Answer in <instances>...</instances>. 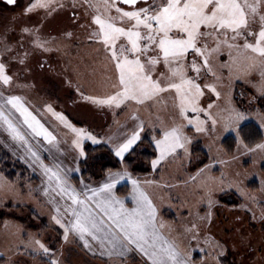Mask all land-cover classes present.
I'll list each match as a JSON object with an SVG mask.
<instances>
[{
	"label": "snow or ice",
	"instance_id": "6c2138e0",
	"mask_svg": "<svg viewBox=\"0 0 264 264\" xmlns=\"http://www.w3.org/2000/svg\"><path fill=\"white\" fill-rule=\"evenodd\" d=\"M5 3L16 5L17 0ZM21 16L30 24L20 27L15 47L4 37L0 55V145L18 152V160L39 172L40 185L29 188V195L37 193L49 208L59 247L19 227L16 253L39 257L42 264H72L74 251L101 264H193L183 239L185 234L199 238L202 224L212 223L216 201L209 183L214 181L204 177L215 161L183 181L192 182L193 197L206 202L208 211L190 210L192 219L181 231L163 219L162 202L149 191L173 185L133 176L129 157L149 131L156 153L152 170L169 161H181L183 167L193 143L186 130L207 134L218 125L234 132L238 147L264 153V141L250 146L241 137L245 112L232 96L235 82L243 81L254 89L249 105L264 100V0H29ZM73 44L88 52L71 68L75 79L66 78V83L76 93L73 103L86 114L111 115L118 130L113 133L110 126L106 139L77 126L51 103L38 108L27 95L13 91L34 88L17 82L14 64L30 72L31 56L67 53ZM46 64V59L38 61L42 70ZM165 112L168 119L161 115ZM42 113L49 114L48 121ZM57 128L65 130L63 136ZM85 141L107 147L121 167L108 169L95 183L81 177L74 184L73 174L81 171L79 158L87 159ZM68 152L74 153L71 165L66 163ZM121 183L130 186L126 195L119 194ZM228 186L241 190L238 180ZM0 189L8 186L0 183ZM242 195L241 208L255 219L257 198ZM259 220L264 223V207ZM205 239L211 249L205 255L222 264L225 245ZM8 264L28 261L9 257Z\"/></svg>",
	"mask_w": 264,
	"mask_h": 264
},
{
	"label": "rangeland",
	"instance_id": "374dc122",
	"mask_svg": "<svg viewBox=\"0 0 264 264\" xmlns=\"http://www.w3.org/2000/svg\"><path fill=\"white\" fill-rule=\"evenodd\" d=\"M28 2L29 0H17L16 5L10 6L0 0V55H4L2 52L4 37L7 36L8 42L15 47L20 35V27L30 24L28 18L21 16V12ZM66 15H70V13ZM35 19L36 17H32L33 21ZM78 34L81 36V39L84 38L83 32H79ZM77 43H80V41H77ZM87 52V49H79L73 44L67 53L61 52L44 56L39 54L31 56L29 58L30 72L21 70L20 65L14 64L13 70L18 72L17 82L20 85H34V88L16 87L13 91L16 94L27 95L33 105L38 108L45 103H51L57 111H62L77 126L87 127L94 134H98L100 137L106 139L110 126L111 132L114 133L118 130L113 125L111 115L86 114L80 104L73 103L77 99L76 93L66 83V78L75 79L71 68L75 66L81 56L86 57ZM45 59L48 61V64L42 70L38 67V61ZM65 68H68L69 71L65 72ZM237 91L238 102L235 97ZM253 92L254 89L243 81H236L232 91L233 103L237 108L245 112L246 118L241 121L242 125L248 122H255L264 133V127H261V123L264 121V113L260 110V104L264 105V100H253L252 104L249 105ZM241 93L244 95L242 96ZM161 115L165 119L169 118L167 112L161 113ZM41 118L48 121L49 114L42 113ZM119 119L123 122L125 116L122 115ZM52 123L53 127H55V123ZM56 130L63 136L65 130L59 128ZM186 131L189 136L193 137V143L190 145L191 153L194 143L200 141L209 153L210 161H215L211 171L206 170V176L204 177L206 179L210 176L214 181V183H209V187L213 189V198L216 201L211 209L212 223L210 225L202 224L201 236L199 238H189V235L185 234L183 239L184 246L188 249L193 264H205V261H208V264H214V261H211L210 257L205 255L206 252L211 251L205 238H207V241H220L225 245V254L219 257L222 264H264V223L259 220L261 208L264 207V191H262V188H264V175L261 170L264 167V153L259 151L248 152L243 147H238L237 145L234 155H227L221 143L227 136H235V134L231 130H225L222 125H218L214 132L207 134L196 133L191 128ZM142 135L143 137L148 136L151 139L149 131H146ZM85 143L96 146L91 141H85L83 144L84 149ZM61 147L67 149V145H61ZM2 151L6 152L13 161L22 163L29 170V173L25 178H17L15 182H10L0 169V183L8 186L7 191L0 189V209L7 205L13 207L23 205L18 212L14 210L7 212L6 214L11 219L8 218L7 221L5 220L0 225V258L5 259L4 264H8L9 257L14 260H26L28 264H42L39 257L34 259L27 253L21 256L15 251V244L21 238L18 232L19 227H23L26 234L30 233L40 238L50 247H59V237L50 221L49 208L42 202V198L41 200L37 199V193L33 192L32 195H29V188L35 189L40 185V174L38 171L32 172L24 162L18 160V152L14 154L8 147L0 145V152ZM73 155L74 153L68 152L66 163L71 165ZM105 158L104 155H87L86 160L82 157L79 159L80 161H86L89 168L95 170L98 166H101ZM199 162V158H195L191 154L190 159L182 161L183 167H180L181 161H169L158 170L159 174L156 171L142 176H135L133 174V176L141 180L155 179L161 185H173V187L167 188L162 186L149 187V191L154 194L157 203L162 202L161 211L163 219L172 223L178 229H181V231L182 225L192 219V216L189 215L190 210L193 213L199 211L201 215H204L208 211L206 202L200 203L199 197H193L192 182L189 181L188 185L183 183L184 180L188 179L190 174H196L200 168ZM78 166L82 170L80 163ZM194 168L196 169L194 170ZM80 172L74 173V175L80 176ZM237 173L240 174L238 177L236 176ZM104 175L93 174L91 177L83 179H90L92 183H95L96 180ZM33 178L36 182L32 180ZM201 179L198 178L197 183H200ZM231 180H238L242 191L237 190L236 187H229L228 183ZM252 182H256L259 185L258 191L252 192L249 190L248 186ZM123 185L126 184L121 183L118 187ZM228 192L237 193L241 197L242 203L232 206L221 204L219 202L221 195ZM242 192H246L257 198V202L253 205L256 213L255 219L251 212L241 208V205L245 203ZM27 206L33 210L32 216L27 210ZM166 213H173L174 217L169 218L166 216ZM15 218L18 221H15ZM71 261L72 264H101L98 259L90 260L88 256L78 251L73 252Z\"/></svg>",
	"mask_w": 264,
	"mask_h": 264
},
{
	"label": "trees",
	"instance_id": "16d2710c",
	"mask_svg": "<svg viewBox=\"0 0 264 264\" xmlns=\"http://www.w3.org/2000/svg\"><path fill=\"white\" fill-rule=\"evenodd\" d=\"M235 97L238 102V91L235 93ZM260 105V110L262 111V113H264V105ZM241 137L244 139L245 143L249 144L250 146H254L257 143L264 141V133L260 126L255 122H248L243 124V131L241 133ZM221 144L225 153L229 156H232L235 153L238 141L234 135H229L222 141ZM85 152L88 156L104 155L106 158L105 160H103L101 166H98L95 170L90 169L86 161H81L80 167L82 168V170L80 176L73 177V182L75 184H78L79 178L81 177L88 178L91 177L93 174L104 175L106 174L108 169H112L113 171H115L121 167L118 158L112 155L107 147L101 145L93 146L91 144L85 143ZM155 155L156 153L154 152V147L151 143V139L148 136H145L143 139V143L140 144V146L136 149L135 153L131 157H129V160L131 161V163L129 164V168L132 173L135 176H142L151 173L153 171L151 168V160L155 157ZM192 156L195 158H199L200 168L203 167L205 164H208L210 161V155L204 148L203 143L200 141L194 143L192 147ZM0 169L6 179L10 182H15L17 178H25L29 173V170L22 163L18 161H13L12 158L4 151L0 152ZM195 169L196 168H194V170ZM261 170L264 175V167H262ZM156 173L159 174L158 171H156ZM32 180L36 182L34 178ZM248 188L252 192H256L259 190V185L256 182H252L249 184ZM118 189L120 195H126L127 191L129 190V186L123 185L118 187ZM219 202L221 204H228L232 206L235 204L237 205L242 203V199L238 196L237 193L228 192L221 195ZM21 206L23 205L15 207L7 205L6 207L1 208L0 225L5 220L7 221V219L10 218L6 214L7 212H10L12 210L18 212L19 210H21ZM24 207L26 208V206ZM27 210L31 213L30 215L32 216V214L34 213L33 210H31L29 206H27ZM166 214V216H168L169 218H171L172 216L174 217L173 213ZM15 221L18 220L15 218ZM4 263L5 259L1 257L0 264Z\"/></svg>",
	"mask_w": 264,
	"mask_h": 264
},
{
	"label": "crops",
	"instance_id": "0c3cea01",
	"mask_svg": "<svg viewBox=\"0 0 264 264\" xmlns=\"http://www.w3.org/2000/svg\"><path fill=\"white\" fill-rule=\"evenodd\" d=\"M62 76H63V75H62ZM80 173H81V172H80ZM79 175H80V174H79ZM74 176H77V175H74V174H73V177H74ZM73 183H74V182H73ZM74 184H75V183H74ZM119 187H120V186H119Z\"/></svg>",
	"mask_w": 264,
	"mask_h": 264
},
{
	"label": "water",
	"instance_id": "95a60500",
	"mask_svg": "<svg viewBox=\"0 0 264 264\" xmlns=\"http://www.w3.org/2000/svg\"><path fill=\"white\" fill-rule=\"evenodd\" d=\"M2 1H4V2H5V0H2ZM10 6H13V5H10Z\"/></svg>",
	"mask_w": 264,
	"mask_h": 264
}]
</instances>
